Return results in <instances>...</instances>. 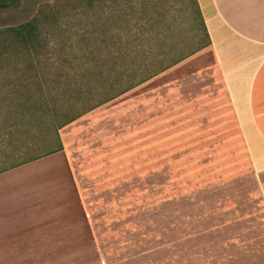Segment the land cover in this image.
<instances>
[{"label": "rangeland", "instance_id": "1", "mask_svg": "<svg viewBox=\"0 0 264 264\" xmlns=\"http://www.w3.org/2000/svg\"><path fill=\"white\" fill-rule=\"evenodd\" d=\"M0 1L3 30L57 0ZM151 1L145 27L130 24L139 65L144 49L149 67L183 61L108 103L105 83L125 65L92 47L102 38L91 12L71 14L35 69H0V135L17 126L9 145L53 136L30 121L37 110L19 113L31 94L37 106L101 104L59 130L61 152L0 177V264H264L261 197L201 19L192 0Z\"/></svg>", "mask_w": 264, "mask_h": 264}, {"label": "trees", "instance_id": "2", "mask_svg": "<svg viewBox=\"0 0 264 264\" xmlns=\"http://www.w3.org/2000/svg\"><path fill=\"white\" fill-rule=\"evenodd\" d=\"M192 1L196 8V12L201 19L202 33L205 39L204 44L207 48H210L211 44L209 36L200 13L197 0ZM2 3L3 2L0 1V9H4L6 7ZM119 4H121L122 7L116 10V6ZM156 6L157 3H154L151 0H149V2L145 0H122L121 3H119L118 0H57L53 4H48L40 8L36 15L28 22L20 24L16 27H8L0 30V69L7 67L10 69L12 66L17 67L18 65L22 66L24 71L31 68L35 69L37 64L41 62L40 55L48 50L50 38H52L57 31L58 33L61 32L59 30H61L64 23L69 21L68 19L71 14L75 11H80V13L89 15L91 12L92 14L89 18H92V24L97 26L100 30L101 36L98 37L102 38V40H100L101 42H95L92 47L102 45V43H104L106 53L108 55H120L121 65H123V63L125 65L124 72L118 73L120 76L118 79H115L114 83H105L111 87H109V92H107V95H105L104 99H102L100 103H108L125 93H128L134 88L143 85L150 79L183 61L182 57L173 56L171 59L165 57L163 61L160 60V62H157L155 66L151 65V67H149L148 61L152 64V62L154 63L156 60L150 58L149 50L144 49L143 53L148 54L143 56L142 65H139L138 55L136 54L137 47L132 46V39L137 37L138 34L136 33V30L131 31L130 24L133 22L138 23L139 26L137 31L140 29L141 23H143L141 27H145L144 23L149 22L147 18H150L155 12L152 8L158 9ZM66 11L69 12L64 14ZM160 16L161 15L158 14L155 19V23L158 25L157 27L162 24ZM126 27L128 32L125 35L129 43L123 45L122 31L124 32ZM141 33L143 34V32ZM130 37H132V39ZM89 47H91L90 44ZM16 61H22L26 67ZM139 66L143 68L146 67V70L140 79L135 78L133 75V72ZM124 78H126L124 82L126 83V86L124 88H118L116 83L121 82ZM73 84L77 83L74 82ZM68 85L71 86V82ZM74 91L75 90H73V94ZM70 93L71 90L68 92V95ZM75 94V96H70L71 100L67 99V101L72 102L79 100L82 93L78 92ZM34 100L35 99L32 94L30 98L27 96L25 101L22 100V103H20V107L22 106V109L19 113L24 118L28 109H32L33 111L37 110L33 115H29V117H31L30 121L32 120L31 122L34 121L37 123L42 122L44 124L42 126L44 131H46L48 135L53 136H51L50 139L46 138L42 140L44 141V144H46L42 147L40 144H37V139H35L34 136H32L29 141L26 140V143L22 141L21 144L18 143V145H16V143H11V145H9L6 142H8V140L14 142L15 139H12L11 135L17 127L16 124L12 122V125L7 127L4 134L0 135V149L3 151V158H0V174L61 152L63 147L58 134L59 130L76 121L90 110L96 108V106L101 105L98 104L96 106L89 107L87 110H82L74 103H70L68 107L63 106L59 108L51 106L47 101H44L43 104L40 103L39 106H37L36 104L38 103H31ZM66 109L68 110L66 111ZM12 118L15 119V117ZM29 122L27 123V126L29 125ZM23 125L26 124L24 123ZM23 134L25 135L24 137H27L28 134L29 137H31L30 132H23ZM10 147H13L17 153L14 151L7 152ZM22 150H24V152H21Z\"/></svg>", "mask_w": 264, "mask_h": 264}, {"label": "crops", "instance_id": "3", "mask_svg": "<svg viewBox=\"0 0 264 264\" xmlns=\"http://www.w3.org/2000/svg\"><path fill=\"white\" fill-rule=\"evenodd\" d=\"M198 3L264 209V0Z\"/></svg>", "mask_w": 264, "mask_h": 264}]
</instances>
